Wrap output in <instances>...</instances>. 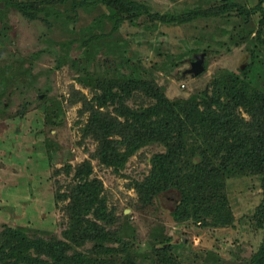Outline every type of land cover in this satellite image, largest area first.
I'll return each mask as SVG.
<instances>
[{"label":"rangeland","instance_id":"374dc122","mask_svg":"<svg viewBox=\"0 0 264 264\" xmlns=\"http://www.w3.org/2000/svg\"><path fill=\"white\" fill-rule=\"evenodd\" d=\"M135 1L147 7L153 25L142 22L145 17L138 27L124 21L113 34L110 22L103 19L109 10L100 4L70 13V28L65 29L42 13L39 20L28 21L0 1V64L11 65L15 79L0 95L7 109L0 116V234L7 228H20L32 238L69 244L66 256L77 251L93 256L90 243L80 246L64 235L71 223V193L80 182L73 176L88 162L87 180L101 183L105 214L114 217L104 227L113 232L112 246L123 240L134 251L137 264H165L160 260L163 249H170L171 261L178 264H249L263 238L253 219L262 198L260 181L252 176L227 181L234 223L225 228L201 227L184 216L175 220L172 214L180 196L174 187L143 203L137 185L150 175L153 156L165 148L159 142L146 144L119 167L94 158L93 139L82 137L89 117L80 114L76 91L88 98L91 93L75 78L81 72L78 62L86 59L83 43L101 36L95 44L105 52L93 56L90 73L103 74L107 68L126 72L128 61L139 64L167 98L177 101L202 94L224 72L240 75L248 68L247 82L264 93V47L257 40L259 31L264 38L260 12L250 16L234 8L217 18L175 26L160 24L154 17L197 8L213 12L219 6L227 9V4L249 11L260 0ZM70 6L61 2L58 8ZM59 19L67 23L64 17ZM200 54L205 55L204 71L198 76L184 74ZM89 219L103 226L96 216ZM29 254L37 257L33 251Z\"/></svg>","mask_w":264,"mask_h":264},{"label":"trees","instance_id":"16d2710c","mask_svg":"<svg viewBox=\"0 0 264 264\" xmlns=\"http://www.w3.org/2000/svg\"><path fill=\"white\" fill-rule=\"evenodd\" d=\"M0 1L5 9H14L28 21L39 20L42 13L45 17H54L52 20L60 22L65 29L70 28V13L76 9L87 10L90 4H100L109 10L103 19L110 22L112 34L119 31L124 21L138 27L139 20L145 17L142 22L153 25L152 14L147 7L135 0H63L62 3L69 2L71 5L64 9L58 8L61 2L56 0ZM262 2L260 0L249 11L235 4H227V9L219 6L213 12L197 8L180 15L154 17L160 24L175 26L197 19L217 18L224 10L236 8L238 14L251 16L258 11L264 18ZM60 17H64L67 23ZM101 38L97 36L83 43L86 59L80 60L82 64L78 62L81 72L75 78L80 87L91 93L88 98L76 91L80 98L78 102L82 105L79 112L81 115L87 113L89 117L82 126V137L93 139L96 145L94 158L119 167L139 148L159 142L165 151L153 156L150 175L141 185H137L141 200L150 203L156 193L177 188L180 203L173 217L181 220L184 216L201 227L225 228L233 225L227 181L247 176L257 178L262 198L253 219L255 229L263 233V238L249 264H264V93L258 92L247 82L248 68L240 75L231 72L220 74L197 97L170 100L149 73L140 69L139 64L131 62V67L128 61L124 66L126 72L107 68L103 74L90 73L88 67L93 56L105 52L95 44ZM257 40L259 46L264 47L260 31ZM11 71V65L0 64V95L4 93L6 85L15 82ZM6 110L4 104L0 103V116ZM108 136L115 137L108 140ZM89 168V163H84L73 176V180L80 182L71 193V223L64 235L68 241H78L80 246L90 243L93 256H85L77 251L69 257L66 251L71 246L65 242L32 238L20 228H7L0 234V264H137L134 251L123 240L112 246L113 232L106 231L104 227L112 224L114 217L105 214L107 205L101 198V183L87 180L91 172ZM92 215L103 226L91 221L89 216ZM30 251L37 257L31 256ZM169 251H160L163 255L161 263L178 264L171 261Z\"/></svg>","mask_w":264,"mask_h":264},{"label":"water","instance_id":"95a60500","mask_svg":"<svg viewBox=\"0 0 264 264\" xmlns=\"http://www.w3.org/2000/svg\"><path fill=\"white\" fill-rule=\"evenodd\" d=\"M2 7V3L0 4V8ZM204 54H200L195 56L194 61L191 62L190 68L185 71L184 74L190 76H198L204 71Z\"/></svg>","mask_w":264,"mask_h":264}]
</instances>
